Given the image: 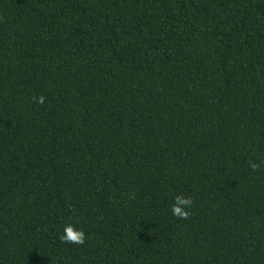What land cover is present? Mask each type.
Listing matches in <instances>:
<instances>
[{
    "label": "trees",
    "instance_id": "1",
    "mask_svg": "<svg viewBox=\"0 0 264 264\" xmlns=\"http://www.w3.org/2000/svg\"><path fill=\"white\" fill-rule=\"evenodd\" d=\"M0 264H264V0H0Z\"/></svg>",
    "mask_w": 264,
    "mask_h": 264
},
{
    "label": "clouds",
    "instance_id": "2",
    "mask_svg": "<svg viewBox=\"0 0 264 264\" xmlns=\"http://www.w3.org/2000/svg\"><path fill=\"white\" fill-rule=\"evenodd\" d=\"M44 99L45 98L43 96L37 97V103H43ZM250 166L253 168L256 167L255 164ZM190 205L191 200L188 197L178 195L174 198V203L171 207V213L173 216L186 218L189 215ZM60 239L65 242L81 244L84 241V233L79 229L73 228V226L69 224L63 227Z\"/></svg>",
    "mask_w": 264,
    "mask_h": 264
}]
</instances>
